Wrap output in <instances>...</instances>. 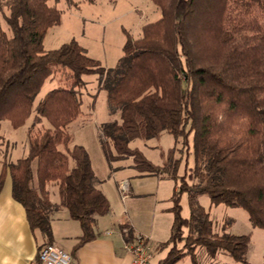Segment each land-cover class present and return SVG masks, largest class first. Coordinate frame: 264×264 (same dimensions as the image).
Here are the masks:
<instances>
[{"label": "trees", "instance_id": "obj_1", "mask_svg": "<svg viewBox=\"0 0 264 264\" xmlns=\"http://www.w3.org/2000/svg\"><path fill=\"white\" fill-rule=\"evenodd\" d=\"M49 1H0L10 31L0 21V125L4 119L23 125L45 80L61 73L63 82L38 102L28 155L3 163L0 191L9 172L14 199L45 243L53 239L52 215L63 207L82 228L76 249L96 237V216L107 214L110 202L98 187L87 149L69 147L68 127L82 112L84 75L97 74L111 112L120 116L100 128L107 160L132 157L140 173L177 180L171 236L159 246L169 250L158 264H175L187 255L199 264V247L212 258L223 251L247 262L250 234L215 233L198 198L206 194L212 203L241 207L264 229V0H152L161 10L159 19L143 25L140 37L126 31L124 54L114 67L89 56L76 39L44 48L48 30L62 18ZM44 118L49 125L41 127ZM163 132L191 149L193 165L181 176L175 148L163 164H155L131 146ZM49 184L59 188L57 203ZM183 192L189 216L182 215ZM122 229L132 242L130 225Z\"/></svg>", "mask_w": 264, "mask_h": 264}, {"label": "rangeland", "instance_id": "obj_2", "mask_svg": "<svg viewBox=\"0 0 264 264\" xmlns=\"http://www.w3.org/2000/svg\"><path fill=\"white\" fill-rule=\"evenodd\" d=\"M49 2L61 10L62 18L59 25L48 30L44 38V48L50 50L71 39H76L86 48L89 56L99 60L106 67H114L123 56V46L127 39L126 31L134 38L140 37L143 25L158 20L161 15L160 8L152 0H95L94 2L74 0V5H70L67 0H50ZM3 10V12H6V7ZM0 21L8 31L9 26L4 20L3 13H0ZM8 33L10 34V31ZM59 76H61V73L45 80L34 100L33 112L23 125L14 127L10 119L1 121L0 163L5 161L15 162L28 155V130L33 122L34 110L49 90L63 83L60 81ZM84 81L83 87L79 88L82 98V112L68 127V131L72 136L69 147L79 144L83 145L89 152L91 162L94 165L93 169L99 176L101 188L106 191L110 202V211L105 215H109L113 219L124 215L125 212L122 191L119 190L117 185L119 178L115 175L119 173L118 176L120 177L123 172L131 176L133 174L130 173L136 172V168L133 166L132 157L115 160L111 163L107 160L100 143V128L103 123L120 119V116L118 113L111 112L107 91L99 88L97 74H85ZM48 125L49 122L44 118L40 126L45 127ZM190 141L191 135L189 137ZM131 146L137 147L155 164H163L164 155L166 156L170 149L175 148V157L181 159L178 170L179 176L185 174L187 164L189 166L193 165V154L191 149L189 150V146L184 143L182 138L176 141L174 135L168 132H163L159 138L135 139L132 141ZM110 165H114L116 169L112 170ZM163 177L166 180H172L174 188L177 186V180L174 178ZM48 189L50 198L54 202L59 201L58 186L49 184ZM147 200H144L143 203ZM198 200L210 213L215 233L250 234L247 262L237 261L223 251H219L216 257L212 258L204 247H199L196 252L199 264H264V229L252 224L245 209L229 206L225 203H212L210 197L206 194L200 195ZM180 202L182 204V215L189 216L190 206L186 192L182 193ZM61 211L54 212L52 216L56 217ZM150 221V215L148 219L146 213L143 218L145 228H148ZM112 225L119 227L114 220ZM168 238L170 237L168 236ZM159 246H153V258L150 264H158V261L167 255L169 246L163 248ZM185 264H193L189 255Z\"/></svg>", "mask_w": 264, "mask_h": 264}, {"label": "crops", "instance_id": "obj_3", "mask_svg": "<svg viewBox=\"0 0 264 264\" xmlns=\"http://www.w3.org/2000/svg\"><path fill=\"white\" fill-rule=\"evenodd\" d=\"M2 165L3 163H0V170ZM92 167L94 168L93 163ZM112 167V170L116 169L114 165ZM118 174L115 177L120 181H117L119 190L122 191V187H126V191H122L125 202L124 215L113 219L109 215L96 216V237L78 249L76 245L82 235L80 222L73 219L65 207L60 209L62 211L56 217L52 216V242L71 254V264H129L132 259L129 248L131 242L126 240L122 229V225L126 223L130 225L135 236H145L152 248L166 242L168 236H171L174 222L172 197L176 190L174 182L160 175L140 173L137 169L136 172L130 173L133 174L131 176L122 172L119 177ZM98 187L106 195L100 183ZM146 199L149 202L147 200L143 203ZM59 201L52 200L54 203ZM146 213L148 219L149 215L151 218L148 228L143 224ZM113 220L119 227L112 225ZM47 241L39 229L31 228L24 206L14 199L12 178L7 172L0 191V264H42L39 250ZM187 256L176 264H185Z\"/></svg>", "mask_w": 264, "mask_h": 264}, {"label": "built area", "instance_id": "obj_4", "mask_svg": "<svg viewBox=\"0 0 264 264\" xmlns=\"http://www.w3.org/2000/svg\"><path fill=\"white\" fill-rule=\"evenodd\" d=\"M122 191H126L125 186L122 187ZM129 248L132 252L129 264H150L153 250L145 236H135ZM39 258L42 264H71L72 262L71 254L53 242L44 243L40 247Z\"/></svg>", "mask_w": 264, "mask_h": 264}]
</instances>
